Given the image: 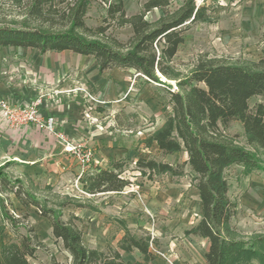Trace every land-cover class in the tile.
<instances>
[{"label": "trees", "instance_id": "1", "mask_svg": "<svg viewBox=\"0 0 264 264\" xmlns=\"http://www.w3.org/2000/svg\"><path fill=\"white\" fill-rule=\"evenodd\" d=\"M90 1L75 0L60 8L59 4L66 0L58 3L31 0L25 15L28 26L0 27V47L32 48L41 54L71 51L93 56L100 74L114 69H133L149 80L163 83L158 75L174 77L170 64L185 41V33L193 24L210 21L206 4L198 6L196 0H186L176 14L163 17L157 23L146 20L144 13L128 16L124 0H113L108 4L107 17L117 19L121 26L130 25L133 36L127 44L107 43L96 38L105 29L99 27L93 34L84 20ZM164 5L162 0H151L145 4V11ZM167 86L172 114L146 138L145 144L151 147L156 143L163 155L186 152L188 158L172 164L140 157L134 161V170L148 176H184L189 165L195 173L202 214L198 224L185 234L209 240L206 264H253L254 261L264 264V236L245 241L232 226L236 211L231 207L230 185L225 175L233 165L247 169L259 167L254 154L234 145L225 136L233 121L243 124L248 143L264 155V49L255 62L230 64L201 58L191 75L178 82L183 92ZM255 96H260L262 101L251 108L249 101ZM5 165L0 166L1 189L13 193L24 207H38L41 215L51 221L54 236L62 240L72 258L70 264H126L122 252L135 250L143 255V260L134 264H147L157 257L151 250V244L155 243L151 234L133 233L125 223H122L124 235L116 248L88 247L80 227L72 219L62 218L66 202L61 208H47L22 179H11L3 172ZM111 167L84 173L80 178L84 191L92 195L121 192L131 185L124 175L125 161L114 162ZM0 210V264H32L29 258L35 257L43 246L38 234L29 227L26 234L20 235L19 242L6 243L3 237L6 222L16 230L21 220L10 213L2 196ZM48 264L69 263H61L53 256Z\"/></svg>", "mask_w": 264, "mask_h": 264}, {"label": "rangeland", "instance_id": "2", "mask_svg": "<svg viewBox=\"0 0 264 264\" xmlns=\"http://www.w3.org/2000/svg\"><path fill=\"white\" fill-rule=\"evenodd\" d=\"M30 1L0 0V27L28 26L25 23V15ZM56 1L58 3L60 0ZM148 1L151 0H124L127 15L144 13L146 20L157 23L163 17L176 14L186 0H162L165 4L163 7L153 8L147 12L145 4ZM74 2L75 0H66V3L59 4V7L63 8L67 3ZM110 2L113 0H91L84 20L93 34L99 27L105 29L104 33L98 34L99 37L96 38L107 43L127 44L133 36V29L128 24L121 26L117 19L107 17ZM196 3L198 6L206 4L210 21L193 24L185 33V41L170 64L174 77L171 79L159 74L163 82L159 83L148 80L133 69H116L115 76L130 78L128 89L123 100L121 99L123 103H120L122 101L118 103L116 98L105 102L106 107L98 109L102 114L99 115L101 118H98L99 125L94 126L96 135H99L98 143L91 145L87 141H82L92 148L94 154V160L86 167L87 172H93L95 166L111 169L113 162L125 161L127 170L124 175L130 179L131 185L121 192L88 195L80 180L82 167L75 161L77 171L57 175L47 172L38 174L32 185H29V181L26 182L47 208H61L63 202L68 204L62 207V218L66 221L72 219L80 227L84 243L90 248L100 250L109 246L116 248L124 234L122 223H125L134 226L132 231L138 235L151 234L155 239V243L151 244V250L156 254L158 263L204 264L202 262L205 261V243L189 240L191 237L185 234L184 229L198 218L195 206H192L190 211H184L180 206L174 208L170 204L167 207L157 205L156 210L150 212L149 198L140 197L141 191L139 192L137 187L147 188L153 192L160 186L169 187L171 183L195 185V173L191 167L186 165L184 176L169 174L148 176L134 170L136 167L134 161L140 157L172 164L187 160L186 152L163 155L156 144L151 147L145 144L146 138L161 127L172 114L170 90L167 85L169 84L172 90L183 92L178 82L191 75L201 58L230 64L258 61L264 49V0H196ZM39 55L38 52L27 48L0 47V84L3 83L12 89L28 85L30 80L27 69L31 68ZM93 60L91 57L85 66L89 67ZM0 99L12 102L10 97L0 95ZM261 101L260 96L251 98L250 107L253 108ZM1 126L0 122V130ZM225 136L234 145L254 154L259 162L258 168L247 169L243 165H233L225 171L230 185L231 207L236 211L232 226L241 239L253 240L258 236H264V155L258 147L248 143L240 121H233L226 129ZM123 149L134 152L132 156L130 155L131 158L121 157ZM2 153L0 147V164L9 161L5 154V157L1 156ZM21 169L13 165L7 167L5 172L11 179L19 175L24 177L25 173H19ZM0 196L6 199L10 213L21 220L17 231L6 222L3 233L6 243L19 242L20 235L26 234L29 227H32L43 244L36 256L29 258L32 264H48L53 256L61 263L72 262L62 240L54 236L51 221L41 215L38 207L22 206L13 193L6 189L2 190L1 187ZM135 199L139 201V205ZM140 212L146 215L142 218L145 223L135 224L136 221L134 222L132 218L135 216L137 220L139 215L141 219ZM169 212L176 217L173 226L167 224ZM75 216L78 219H75ZM162 216L166 219H162ZM188 216H191V221L186 220ZM157 218L160 221L156 220ZM122 256L125 263L134 264L143 259L138 250ZM253 264L258 262L254 261Z\"/></svg>", "mask_w": 264, "mask_h": 264}, {"label": "crops", "instance_id": "3", "mask_svg": "<svg viewBox=\"0 0 264 264\" xmlns=\"http://www.w3.org/2000/svg\"><path fill=\"white\" fill-rule=\"evenodd\" d=\"M15 48L26 49L22 47ZM27 49L34 50L40 54L36 60L33 61L31 68L27 69L30 83L28 85L17 86V88L14 89L2 83L0 84V95L3 97H10L13 103L21 104L31 103L42 95L43 97L40 104L41 111L46 116L55 117L59 127L69 138L78 141H87L91 145L92 143L97 144L99 135H96L95 132L96 125H92L91 122L87 120L85 117V110L92 104L94 106V110L91 111L92 116L101 118L99 115L102 114L98 109L105 108L107 103L102 105L87 103L84 95L80 92L73 91V89L84 87L99 100L107 102L116 98L115 100L119 103L125 96L124 94L128 89L130 78L115 76L116 69L105 74H100L98 64L93 56L79 55L71 51L47 52L41 54L35 49ZM70 52L73 54H65ZM52 53H54V56ZM47 54L50 55L48 56ZM91 57L94 59L93 64L89 67L85 66L86 62L90 61ZM109 73L110 75L108 76ZM120 103H123V101ZM105 113L107 112L105 111ZM0 122L2 123V128L0 130V147L3 152L1 156L5 157L6 155L9 160L0 164V166L6 164V167L3 169L4 173H7L5 172L7 167L13 165L22 168L19 173H25L24 177L23 175H19L13 177V179H22L25 184L29 181V185H32L38 174L48 172V174L53 173L57 175L62 172L72 173L73 171H77L74 166V161L77 162V160L71 154L64 152L63 145L55 134L46 130H41L32 125L20 129H13L9 127L8 124L4 123L5 121L1 119V116ZM125 149L122 150L123 154H121V157L131 158L130 155L132 156L134 152H128ZM97 168L108 169L102 166H95L93 171ZM168 186L169 187L166 188L160 186V188L154 189L153 192L148 191L147 188L137 187L138 191H141L139 193L140 197L145 196L149 198L150 205L148 209L150 212L156 210L157 205L167 207L169 206L168 204H170L174 208L180 206L184 211H190V208L195 206L198 212V218H195V221L191 225L184 228L186 230L191 229L201 220L202 209L198 189L191 183H171ZM88 195L92 196V194ZM134 201L139 205L137 199ZM164 212H167V210H164ZM140 213L142 214L141 219L139 215H137V220H135V216L132 218L134 222L136 221L135 224L138 222L145 223L142 218H145L146 215L143 212ZM169 215L170 216L167 217V224L173 226L176 217L171 212H169ZM162 217V219H166V217ZM191 219V216H188L186 220L191 221ZM156 220L160 221L158 218ZM128 228L132 231L134 226L130 225ZM188 237H191L189 240H194L195 242L202 241L205 243L207 252L209 248V240L207 238L196 235H190ZM127 253L128 252H122V255ZM157 261L158 259L156 257L147 264H167L158 263ZM202 263L206 264V258Z\"/></svg>", "mask_w": 264, "mask_h": 264}, {"label": "built area", "instance_id": "4", "mask_svg": "<svg viewBox=\"0 0 264 264\" xmlns=\"http://www.w3.org/2000/svg\"><path fill=\"white\" fill-rule=\"evenodd\" d=\"M148 79V78H147ZM149 80V79H148ZM73 91L80 92L84 95L87 103L102 105L105 101L99 100L94 94L84 87H77ZM175 91V90H174ZM37 98L28 104L13 103L7 99H0V116L9 127L20 129L25 126H36L41 130H46L55 134L57 139L62 143L64 152L71 154L82 167V176L87 172L86 167L94 160L92 148L88 147L84 142L73 140L61 130L55 117L46 116L40 109L41 99ZM94 106L89 105L85 110V117L91 124L99 125L98 118L92 116L91 111Z\"/></svg>", "mask_w": 264, "mask_h": 264}]
</instances>
